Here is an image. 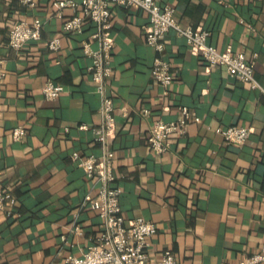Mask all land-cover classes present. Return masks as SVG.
I'll return each instance as SVG.
<instances>
[{"label":"crops","instance_id":"1","mask_svg":"<svg viewBox=\"0 0 264 264\" xmlns=\"http://www.w3.org/2000/svg\"><path fill=\"white\" fill-rule=\"evenodd\" d=\"M35 2L28 8L20 0H0V188L10 187L16 198L12 214L0 212V264H64L67 255L82 256L99 232L98 213L85 200L97 195L99 183L71 160L75 151L101 155L91 131L102 121L101 100L81 51L92 27L62 33L54 0ZM162 3L174 8L182 27L209 31L207 43L219 52L243 53L259 87L223 67L207 70L193 48L169 31L162 41L174 79L164 88L151 77L157 53L144 40L147 12L112 5L106 85L115 132L108 147L115 184L122 187L120 215L126 225L137 217L155 224L149 259L169 250L176 264H235L264 245V0ZM34 18L43 21L39 42L11 49L10 28ZM55 35L60 49L52 52L47 42ZM47 81L65 88L55 100L44 98ZM182 105L201 120L156 154L147 142L149 129L156 121L176 120ZM229 125L250 129L243 145L226 143L214 131ZM17 126L26 129L23 139L12 138Z\"/></svg>","mask_w":264,"mask_h":264},{"label":"built area","instance_id":"2","mask_svg":"<svg viewBox=\"0 0 264 264\" xmlns=\"http://www.w3.org/2000/svg\"><path fill=\"white\" fill-rule=\"evenodd\" d=\"M36 0H20L28 8L36 6ZM112 5L143 9L147 12L148 23L143 28L145 43L155 50L157 55L152 62L151 77L154 82L168 88L174 79V74L165 58L163 37L169 32H175L182 37L186 44L193 48L206 65L207 70L213 67H223L227 73L250 84L252 88L259 85L253 76V65L246 61L243 53L219 52L207 43L209 31L182 27L173 15L174 8L162 3V0H54L52 8L54 16L62 19L61 32L72 35L81 34L86 26H91L89 40L83 41L81 51L89 58L88 71L91 73L95 91L100 96V115L102 121L92 126L94 139L99 143L101 155L98 157L82 156L76 151L71 153V160L82 168L87 178L95 179L98 193L94 198L86 197L90 208L96 210L99 217V232L94 242L82 256L67 255L64 264H176L173 253L164 250L158 259H149L147 248L149 238L156 232L153 222L141 217L132 219L128 225L120 215L119 197L122 187L115 184L117 175L113 168L114 153L109 149L110 137L115 132L114 102L107 92V80L111 76V60L113 55V40L110 37L111 28L110 8ZM70 15L64 17V10ZM43 21L34 18L31 22L21 21L15 24L7 33V45L14 51H20L26 43L39 42ZM92 42L96 47H92ZM47 48L56 52L60 49V36L55 35L47 42ZM3 58L0 55V80L4 76L1 66ZM64 86L51 81L44 83L42 92L47 100H55ZM143 110L142 114H147ZM201 119L192 113L185 105L178 107V115L174 121L159 120L153 123L148 132L147 142L150 149L160 155L169 148V139L172 136L181 137L186 134L189 123L199 122ZM79 129H88L84 124ZM226 143L243 145L251 134L248 127L229 125L215 130ZM26 129L23 126L14 127L11 131L15 140L23 139ZM1 174V173H0ZM16 198L10 187L0 188V212L10 215L16 207ZM76 234L81 233L80 227H74ZM66 242L65 236H61ZM264 262V245L260 251L243 256L235 264H259ZM220 264H230L221 262Z\"/></svg>","mask_w":264,"mask_h":264}]
</instances>
